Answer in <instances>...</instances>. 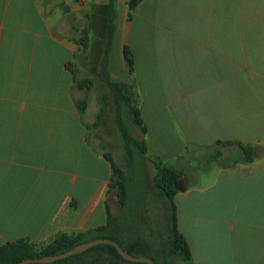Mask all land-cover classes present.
Masks as SVG:
<instances>
[{"label":"crops","instance_id":"1","mask_svg":"<svg viewBox=\"0 0 264 264\" xmlns=\"http://www.w3.org/2000/svg\"><path fill=\"white\" fill-rule=\"evenodd\" d=\"M128 2L117 0L110 71L137 95L141 88L147 157L180 172L175 203L191 264H264V0H143L131 20ZM75 3L0 0V248L104 226L116 198L107 153L89 139L101 109L91 89L77 88L80 48L47 22L56 15L58 27L65 6L84 10L91 39L94 21L106 24L108 0ZM125 44L132 75L120 57ZM96 84L104 95V81ZM75 90L88 99L84 114ZM238 144L254 149L251 163Z\"/></svg>","mask_w":264,"mask_h":264},{"label":"trees","instance_id":"2","mask_svg":"<svg viewBox=\"0 0 264 264\" xmlns=\"http://www.w3.org/2000/svg\"><path fill=\"white\" fill-rule=\"evenodd\" d=\"M143 0H129V20L133 17V12L139 6ZM117 0H108L107 4V20L104 25L106 29V36L104 38V50L101 54L99 61V70L103 75V81L110 89L115 107V124L122 141L123 151L126 156L127 171L122 169L114 160L113 156L109 153L104 157L111 165L112 177L109 183L108 194L114 192L118 199V204L125 211H127L130 202L133 198V186L132 179L134 172L136 171L141 160L148 159L154 165L156 169V175L154 177V184L152 187L154 198L162 202L164 210L168 212L166 221L169 228V241L167 247V255L169 257H176L183 261H192V252L188 241L180 233L178 228L177 206L175 203V197L177 195V184L180 181V172L177 168L166 166L162 164L159 159L147 157L148 147L145 139L148 133V128L142 118L141 110L138 107L139 96L135 94L134 87L131 83H126L121 80L114 79L111 75V55L115 43V37L117 33ZM90 28L86 27L82 30L79 38L75 40L76 45L79 46L81 52H86L90 44ZM123 60L127 68L129 75H132L135 71V58L129 45L123 46ZM67 69H70V64L66 65ZM79 72L75 71L74 76L77 78ZM94 85V80L83 79L77 80V88L79 90H90ZM76 106L81 114H84L87 110L88 99L76 101ZM104 109L101 108L100 113L97 116V121L91 126L92 129H98L102 123L104 117ZM131 126L136 127L142 134L141 139H137L131 132ZM90 128V127H88ZM222 146H230L232 143H220ZM243 152L242 161L244 163H251L254 160V149L252 147H246L239 145ZM145 196V195H143ZM146 196L140 199L139 202H144ZM108 221L104 226L81 232L78 234H59L52 242L48 244H35L27 239H21L15 242L7 243L0 248V264H20L25 260L39 259L48 256H55L63 254L72 250L78 245L89 243L97 239H110L117 242L126 252L129 254L140 257L138 252H143V257L150 258L154 261V264H168L166 258L160 260L155 257H150L147 253L148 247L145 244L139 248L141 239H123L119 240L120 234H125V231L119 228H112V214L110 206H107ZM90 251H99L103 255L104 260L114 261L122 264H145V263H132L123 259L117 250L110 245H98L82 254H78L67 259L57 261L53 264H67L69 261L75 260L76 264H84L86 262V254ZM85 256V257H84ZM84 257V258H83ZM77 259V260H76Z\"/></svg>","mask_w":264,"mask_h":264},{"label":"rangeland","instance_id":"3","mask_svg":"<svg viewBox=\"0 0 264 264\" xmlns=\"http://www.w3.org/2000/svg\"><path fill=\"white\" fill-rule=\"evenodd\" d=\"M87 1L91 2L93 0H86V2L81 3L85 5ZM75 3L76 0H73ZM76 4V3H75ZM82 9V8H81ZM60 13V12H59ZM80 15L75 14H65L61 18L58 27L57 21L58 18L56 15L48 16V23L51 24L54 29L57 28L56 36L64 40L65 42L74 43V41L80 37L81 32L86 27H89V17L84 14L85 11H81ZM63 14V12H62ZM95 22V26L92 29L91 33V46L89 56L85 59L82 57V52L77 54L76 68L79 72L77 76V80L83 79H93L94 85L91 90L88 92V96L90 97L91 103L94 105L95 113L99 112V109L104 107L105 116L104 122L102 123L103 127L101 128V137L105 138L106 142L99 139L101 137L97 135V129H92L90 127L89 130V139L91 140L93 146L96 149L101 150L103 152L109 153L113 156L116 163L124 170H128L126 163V156L123 151L122 141L120 139L119 133L115 124V107L112 93L108 86L104 84V95H100L102 91L100 89L95 88L99 86L96 84V81L103 80V75L97 77L95 76V72L97 71V64L100 61L101 54L104 50V38L106 36V29L104 28V21L97 18ZM138 23L141 24L139 20L136 22V27L138 28ZM144 30L141 33H148L147 30ZM147 28V27H146ZM120 46V45H119ZM118 46V54L120 47ZM116 51V47L114 44L111 60L113 59L114 52ZM122 56V51L120 57ZM122 58V57H121ZM124 61V60H123ZM88 65V69L90 72L85 71L84 66ZM74 67V65H72ZM82 67V68H81ZM133 85V84H132ZM134 87V85H133ZM144 89H146V85H144ZM135 91V87H134ZM106 93V94H105ZM137 92L135 91V94ZM141 88L139 87V98L142 97ZM77 100H82L85 98V92L76 91L73 93ZM99 114V113H98ZM97 121V117L92 118L90 125L92 126ZM131 132L137 139H141L143 136L140 131L131 126ZM98 139V140H96ZM156 175V169L154 165L148 159L141 160V165L137 166L136 171L134 172L132 179L133 186V198L130 202V205L125 211L118 204V199L113 198V196H109V206L112 214L111 227L119 228L120 230L125 231V234L119 236V240L123 239H141V243H139V248H141L145 244L148 247V255L150 257H155L160 260L166 258L168 264H191L190 262L183 261L176 257H169L167 255V247L169 241V228L166 221L168 212L164 210L162 202L153 196V184L154 177ZM181 183V182H180ZM112 192L111 194H113ZM146 196V200L143 202H139L140 199H143ZM137 254L140 257L145 255L143 252H138ZM85 257V256H84ZM83 257V258H84ZM86 262L84 264H122L116 263L114 261L104 260L103 255L100 254L99 251H90L86 254ZM77 260V259H76ZM77 261L72 260L67 264H76Z\"/></svg>","mask_w":264,"mask_h":264},{"label":"water","instance_id":"4","mask_svg":"<svg viewBox=\"0 0 264 264\" xmlns=\"http://www.w3.org/2000/svg\"><path fill=\"white\" fill-rule=\"evenodd\" d=\"M69 11H70V9L68 6H65L63 8L64 14L68 13ZM98 245L113 246L117 250L119 255L128 262L154 264V261L150 258L136 257V256L129 254L117 242L110 240V239H97V240H94V241L89 242V243H84V244L78 245L75 248H73L72 250L67 251L63 254L43 257V258H39V259H29V260L23 261L20 264H53L57 261H61V260L67 259L69 257L75 256L78 254H82V253L86 252L87 250H89L95 246H98Z\"/></svg>","mask_w":264,"mask_h":264},{"label":"built area","instance_id":"5","mask_svg":"<svg viewBox=\"0 0 264 264\" xmlns=\"http://www.w3.org/2000/svg\"><path fill=\"white\" fill-rule=\"evenodd\" d=\"M81 3H84V2H86V0H79Z\"/></svg>","mask_w":264,"mask_h":264}]
</instances>
